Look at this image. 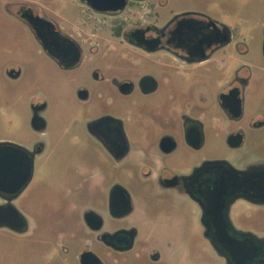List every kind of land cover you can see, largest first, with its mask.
<instances>
[{"label": "flooded vegetation", "instance_id": "flooded-vegetation-1", "mask_svg": "<svg viewBox=\"0 0 264 264\" xmlns=\"http://www.w3.org/2000/svg\"><path fill=\"white\" fill-rule=\"evenodd\" d=\"M73 1L77 21L34 0L13 5L60 70L90 65L95 85H79L77 96L98 107L86 125L96 155L88 170L97 181L85 184L95 185V198L86 192L75 226L64 220L40 237L43 261L200 264V238L223 264H264V161L206 151L215 138L237 149L264 127V0L256 20L233 25L195 11L162 22L165 0ZM107 19L112 37L103 38ZM231 52L240 65L226 70ZM253 57L261 65L245 71ZM44 108L31 104L36 131L45 128ZM44 148L39 141L28 150L34 159ZM27 184L15 195L0 193V204L14 205ZM17 211V219L3 213L10 225L0 227L29 233Z\"/></svg>", "mask_w": 264, "mask_h": 264}, {"label": "rangeland", "instance_id": "rangeland-1", "mask_svg": "<svg viewBox=\"0 0 264 264\" xmlns=\"http://www.w3.org/2000/svg\"><path fill=\"white\" fill-rule=\"evenodd\" d=\"M16 1L0 0V141L17 143L27 149L40 141L45 148L34 158L33 175L29 183L13 201L14 206L29 220L30 232L16 235L0 227V264H47L42 256L47 243L42 242L40 237H47L53 226L58 227L64 220L75 226L86 192L88 197L93 194L91 199L95 198V185L85 184L97 181V175L88 170L95 165L96 155L86 125L98 107L85 105L77 96L79 85H95L90 77V65L86 62L71 72L60 70L47 56L32 31L14 17L13 5ZM34 2L60 10L70 21H77L80 17L79 8L73 0ZM164 2V7L159 9L162 22L176 13L195 11L233 25L242 18L256 20L260 7L259 0ZM111 29V19H107L99 35L103 38L112 37ZM239 59L235 52H231L223 59L224 69L238 68ZM249 62L251 64L243 68L245 71H254L261 65L257 57ZM10 67L19 71L17 78H10L6 74ZM35 100L45 103L40 113L45 120L43 131H36L31 126V104ZM218 141L217 138L211 139L206 151L217 148L232 158L259 157L264 161V127L237 149L229 148L223 142L219 144ZM247 209L255 212L253 208ZM259 226L264 236V209ZM197 240L201 247L205 246L200 249V264H223L214 257L202 239Z\"/></svg>", "mask_w": 264, "mask_h": 264}, {"label": "water", "instance_id": "water-1", "mask_svg": "<svg viewBox=\"0 0 264 264\" xmlns=\"http://www.w3.org/2000/svg\"><path fill=\"white\" fill-rule=\"evenodd\" d=\"M96 1H109L114 4L120 0H91V4L98 5ZM110 5V6H111ZM34 167L33 154L24 146L8 142L0 141V193L15 195L27 184L32 177ZM10 212L17 219L18 211L14 205L7 206L0 204V226L10 225V223L2 218V214ZM254 248L247 244L248 259Z\"/></svg>", "mask_w": 264, "mask_h": 264}]
</instances>
